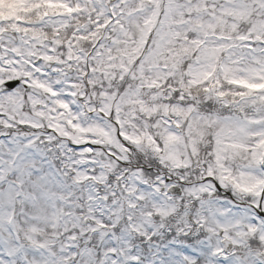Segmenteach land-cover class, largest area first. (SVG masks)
I'll list each match as a JSON object with an SVG mask.
<instances>
[{
    "label": "snow or ice",
    "instance_id": "6c2138e0",
    "mask_svg": "<svg viewBox=\"0 0 264 264\" xmlns=\"http://www.w3.org/2000/svg\"><path fill=\"white\" fill-rule=\"evenodd\" d=\"M0 264H264V0H0Z\"/></svg>",
    "mask_w": 264,
    "mask_h": 264
}]
</instances>
